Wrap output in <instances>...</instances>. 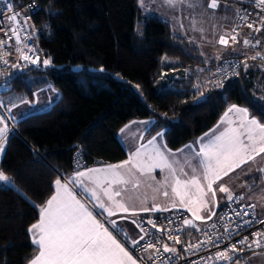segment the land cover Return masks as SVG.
Returning <instances> with one entry per match:
<instances>
[{
	"label": "trees",
	"instance_id": "1",
	"mask_svg": "<svg viewBox=\"0 0 264 264\" xmlns=\"http://www.w3.org/2000/svg\"><path fill=\"white\" fill-rule=\"evenodd\" d=\"M12 1L18 7L29 0ZM32 2L37 8L27 10V20L35 29L38 63L5 80L9 91L28 94L50 81L60 96L49 109L13 122L5 143L0 171L11 183L0 182V264H27L36 252L29 227L56 178L71 170L75 149L88 163L122 161L127 153L117 131L141 118L152 119L146 137L163 131L166 146L178 149L231 104L244 105L264 123L259 69L244 70L246 61H240L234 76L211 83L216 63H207L166 21L144 13L137 0Z\"/></svg>",
	"mask_w": 264,
	"mask_h": 264
},
{
	"label": "snow or ice",
	"instance_id": "2",
	"mask_svg": "<svg viewBox=\"0 0 264 264\" xmlns=\"http://www.w3.org/2000/svg\"><path fill=\"white\" fill-rule=\"evenodd\" d=\"M140 2L142 3V0ZM166 2L174 5L185 2V0H166ZM256 2L264 8V0H256ZM189 6L193 7L194 5L190 4ZM217 6V0H211L207 4L208 8H216ZM6 11L9 13L7 17L9 24L12 26L7 30L0 27V31H4V35L7 38L6 40H0V63H9L5 57L10 53L5 51V44L13 38L16 44L15 52L19 54L18 59L32 64L38 63V57L33 58V56L28 54L35 52L34 47H30L27 43L28 40L32 39L31 35L23 37L20 35L28 27L27 18H24L23 22H21V13L14 10L11 2L7 3ZM242 19L246 20L247 17H243ZM3 23V13L0 12V26ZM260 23L264 25V19H261ZM247 27L256 32L261 31L260 27L254 28V23H247ZM9 32H11V36H9ZM231 40L235 43L236 36H232ZM219 43L227 45L228 40L222 35ZM256 43L258 44L260 41L257 40ZM243 44L249 46L252 45V42L249 39H245ZM252 58L255 59L256 57ZM43 63L44 65H48L50 60L45 59ZM11 67L17 68L19 65L11 64ZM0 75H3V73H0ZM10 103L11 107L6 109L9 113H11L12 108L19 106L15 101H10ZM20 103L28 102L21 100ZM233 112L244 117L237 126H232V122L226 119L229 113ZM221 122L228 123L229 126L225 127L223 131H219L218 128L207 141L202 137L197 142L200 144L199 150H193V153L185 158V165L192 170L191 179L182 180L177 176V168L175 165H178L179 162L175 159L170 160L161 151L160 147L156 145L157 137H153L152 140L148 141L147 146L141 145L140 148H137L136 152L130 155L128 161L119 165H109L106 168L89 169L87 173L79 171L75 174V178L71 183L76 185L77 179H79L80 183L84 184V178H86L89 184L93 186L90 192L91 196L95 200L100 201L99 204L93 206L104 209L109 217L116 215V211L131 212L135 216L138 210L148 212L157 210L167 211L168 209H161L156 204H153L151 208L141 207L137 209L134 206L129 207L122 198V191L126 189L116 190L113 188V185L126 186L131 183L132 187L136 188L140 182L135 178L132 169H136L141 175L150 173L153 168H159L161 171L167 169L174 181L172 192L179 198L180 205L187 207L193 213L195 219L210 220L213 215H216L215 208L219 206L216 202V191L213 188V184L222 180V177L228 176L235 169L240 168L241 165H245L249 161L254 160L255 156L264 153V124L259 123L254 118H248L247 109L238 108L233 105L224 114V119ZM0 124L4 125L0 127V141L6 143L11 130L4 122L3 116H0ZM121 131L124 130L122 129ZM157 136H162V133H158ZM205 136H208V134L206 133ZM185 147L192 148L191 145H186ZM3 149L4 143H0V152ZM179 151L183 152V149ZM193 160L196 163H193ZM126 165H131V167L126 169ZM121 169L126 170L122 172ZM179 170L184 175H187V173H184L183 165L180 166ZM261 171H264V169H261ZM167 180L168 177H165V181ZM0 182L4 184L11 183L10 178L3 171H0ZM54 184L56 186V193L41 207L38 222L32 224L29 228V232L33 233V243L38 245L39 248L38 255L30 261V264H137L136 260L132 258L116 236L108 228L104 227L85 203L78 199L79 194H74L69 189L67 182L62 183L61 179L58 178L54 181ZM218 190L221 193L227 194L229 202L232 200L239 201L244 198L243 196H234L230 189L223 183L218 185ZM84 191L88 192V187H85ZM98 191L107 198V204L101 201ZM209 194H211L213 207L208 209L209 214L206 217L201 216V209L207 208L208 206ZM164 195L167 196V192ZM118 197L120 199H117ZM175 206V203H173V207ZM246 208L254 209L255 205L241 206L236 211V215H254V212L250 213ZM121 219H126V217H122ZM253 222L251 220L243 221L240 227H246ZM259 222L264 224V220H260ZM116 223L115 220L112 221L113 227H116ZM132 223L141 228L144 235H141L139 240H144L145 236H148L149 233L137 220H132ZM148 223L157 232L162 231L161 228H157L154 221L149 220ZM183 223L186 226L195 227L193 220L184 219ZM228 233L229 229L225 228V234ZM124 234L127 236V233ZM252 235L254 239L251 241H249L248 236H244L243 239L231 244L232 251L237 250V245H248L251 249L253 246L258 248L264 244V232H255ZM154 239L155 243L150 239L149 243L143 248L144 251L155 249V252L148 257L149 260H152L153 256L159 254V247L157 245L160 244V238L155 237ZM168 239L173 240L175 243L181 242L179 236H173L170 233H168ZM210 242L205 241L204 243ZM132 243L135 245L139 241L132 240ZM199 246L191 245L190 247L198 248ZM163 250L164 252L172 253L176 251L174 247H169L168 244H163ZM215 257L217 259H231L227 254V250L217 251ZM153 264H155L154 260Z\"/></svg>",
	"mask_w": 264,
	"mask_h": 264
},
{
	"label": "crops",
	"instance_id": "3",
	"mask_svg": "<svg viewBox=\"0 0 264 264\" xmlns=\"http://www.w3.org/2000/svg\"><path fill=\"white\" fill-rule=\"evenodd\" d=\"M243 1H249V0H217L218 6L215 9L213 8L211 9L207 7V4L211 2V0H185V2L176 3L174 5H170L169 3L166 2V0H142V3L140 2V0H137L138 5L140 6V8L143 10L144 13L153 14L158 18L166 21L174 33L185 37L187 41H189L190 43L192 44L194 43L196 48L198 45H206L208 48L218 49L221 52L220 59L224 55L228 54L240 58L241 62L246 61L242 63L244 70H246L247 68L259 69L260 70L259 72L263 75V77L261 78V82L259 81L257 82V87H259L260 90L263 91L264 93V58H262L264 57V50L260 52L259 55H257L258 53H256L254 49H250L243 44V39L241 36L238 38V40L235 43L230 41V31H231L230 27L236 15L237 9L239 7V3H242ZM190 4L194 6L190 7L189 6ZM206 11L207 12L215 11L218 17L217 19H215V29L213 30L211 35L207 33V30L204 29V25L207 23H205L202 19L200 20L198 16V15H202ZM189 21L195 22L194 25L193 26L190 25ZM209 27L211 28L212 25H209ZM222 35H224L225 38L228 40L227 45L219 43L220 37ZM207 37L211 39H207ZM252 57H256V58L253 59ZM220 59L216 60V58H212L209 60V62L213 61L214 63H216V61ZM27 66H25L24 69ZM13 71L16 70H12L10 68H4L0 71V73H3V75L4 74L8 75ZM3 75H0V77H3ZM32 90L36 92L35 94L38 93L37 98H34L35 96L33 95ZM46 90H49V92H46ZM59 96H60L59 90L56 89L51 84L50 81H45L42 85L31 88L30 94L26 92H16V91L8 90L2 96L3 101L0 100L1 103H4L3 105L0 104V116H3L1 107L5 106L9 100H13L19 105L18 107L12 108V111L10 113L11 117L6 116L4 119L5 123L9 126L10 122L13 123L16 120L22 118L24 115H26L25 104L27 105L30 104V106L28 107L29 109L31 108V106L38 108L44 104V107H47L46 108L47 110L59 98ZM38 98H41L40 101H38ZM21 100H25V101L29 100V101H27L28 103H20ZM233 105L237 106L238 108L247 109L244 105H239V104L229 105L212 127H210L207 131L203 132L196 138L191 139L190 141L184 143L178 149H174V150L169 149L166 146L164 142L163 131H159L153 134L152 136L146 137V132L150 127V125L152 124L151 118L130 120L127 123H125L123 126H121L117 131V138L127 153V156L124 160L115 163H109V162L94 163L77 171L70 170L65 175L59 176L58 178L61 179L62 183L67 182L69 189L72 190L74 194H79L78 199H80L83 203H85L89 208V210L93 212V215L104 225V227L108 228L109 231H111L113 235L116 236L118 241H120L125 246L126 250L132 256V258L136 260L137 264H143L139 259H137L132 254L130 250V246L134 245L132 243V240L140 241L139 237L142 235L140 227H137L135 224H133L132 220H137L139 222L140 216L142 215V213H144V211L138 210L135 216H133L131 212L125 213L122 211H116V215L109 217L107 213L104 211V209L98 206L97 207L93 206L99 204L100 201L95 200L91 196L90 192L93 186L89 184L86 178H84V184H81L79 179H77L76 185H73L71 181L75 178V174L79 171H84L87 173L89 169L106 168L109 165H119L125 161H128L130 155L135 153L137 148H140L141 145L147 146L148 141L152 140L153 137H157L156 145L160 147L161 151H163L165 155L169 157L170 160L175 159L176 161L179 162L178 165H175V167L177 168V173H176L177 176L182 180L191 179L192 170L187 165H185L184 163L185 158L188 157L191 153H193V150H199L200 144L197 142L202 137L205 139V141H207V139L211 138L214 132H216L218 128L219 131H223L225 127L229 126L228 123H222L221 121L222 119H224V114L227 112L229 107ZM39 111L41 112L42 110ZM247 112H248V118H254L259 123L264 124L263 122H260L256 117L250 115L248 110ZM5 115L6 114H4V116ZM13 117H15V119H13ZM226 119L227 121L232 122V126H237L240 123V121L244 119V117H242L238 113L233 112V113H229ZM3 126H4L3 124H0V127ZM122 129L124 131H121ZM158 133H162V136H157ZM206 133L208 134V136H205ZM0 143H4L5 146L4 141H0ZM186 145H191L192 148L191 149L187 148L185 147ZM181 149H183V152L179 151ZM2 153L3 151L0 152V158L2 156ZM193 163H196V161L193 160ZM181 165L184 166V173H187V175H184L183 173L180 172L179 169ZM130 167L131 165H126V169ZM126 169H121V171L123 172ZM261 169H264V153L255 156L254 160L249 161L245 165H241L240 168L235 169L233 172H230L228 176L222 177V180L217 181L215 184H213V188L216 191V202L219 205L218 207L215 208V212L227 199V194L221 193L218 190V185L220 183H223L226 187L230 189L233 195L243 196L244 198L242 199V201L254 203L258 215L260 217H264V209L259 204V202L255 201L252 198L246 199L245 196L243 195V193L245 192H243L242 194L234 192L232 190L233 184L230 183V180H232L233 178L236 177L238 178L244 172H248L254 178V182H253L254 188H251L250 192H246V193L252 194L253 190L258 185L257 179L260 178V176L262 175L261 173L264 174V171H261ZM132 173L134 174L135 178L140 182L136 188H133L131 183H129L126 186L113 185V188L116 190L126 189L125 191H122V198L128 204L129 207L134 206L137 209L141 207L151 208L153 204H156L159 205L161 209L167 208L168 210H171L174 208H184L189 213L187 219L193 220V224L195 225V228H201L204 226L207 219L205 220L195 219L193 213L190 212L187 207L180 205L179 198L176 197L175 194L172 192V185L174 184V181L172 180L171 175L167 169L161 171L159 168H153L150 173H145L144 175H141L139 171H137L136 169H132ZM250 175H247L246 178L251 177ZM165 177H168L167 181H165ZM58 178H56V180ZM262 181H264V178H262ZM53 187H54V191L52 195L56 193V186L54 183H53ZM85 187H88L89 189L88 192L84 191ZM165 192H167L168 194L167 196L164 195ZM52 195H50L48 199H50ZM98 195H100L101 201L107 204V198L104 197L103 194L100 193L99 191H98ZM117 199H120V197H118ZM208 201H209L208 204L210 206L201 209L200 211L201 216L206 217L209 214L208 209L213 207V204L211 202V194L208 195ZM45 203L41 207H43ZM173 203H175L176 205L175 207H173ZM40 209H39V216H40ZM157 211H163V210H157ZM122 217H126V219H121ZM38 220L35 223H37ZM113 220L117 222L116 227H113L112 225ZM124 233H127V236H125ZM29 235L31 241L33 242V233L29 232ZM36 247H37L36 252L33 254V256L31 257V259L28 261L27 264H30V261L38 255L39 253L38 245H36ZM248 249L249 251L244 252V250H248ZM251 249L249 247H245L243 250L240 251L239 255L235 259L228 262L227 264H264V249H253V250ZM148 255H149V251L142 253L141 256L143 258H147Z\"/></svg>",
	"mask_w": 264,
	"mask_h": 264
},
{
	"label": "built area",
	"instance_id": "4",
	"mask_svg": "<svg viewBox=\"0 0 264 264\" xmlns=\"http://www.w3.org/2000/svg\"><path fill=\"white\" fill-rule=\"evenodd\" d=\"M12 0H0V12L3 13L4 23L2 28L7 30L12 25L9 24L7 19L9 13H7V3ZM14 6V4H13ZM37 8L35 2L32 0L26 1L21 4V6H14V10L21 13V22L24 18H27V10L34 11ZM247 17L246 20L242 19ZM264 19V8L257 4L256 0L243 1L239 5L236 15L233 19L230 31V41L232 36H236V41L241 36L243 41L249 39L252 45L246 46L250 49H254L256 53H260L264 50V25H261L260 21ZM28 23V20H27ZM247 23H254L255 27H260L261 31L256 32L253 29L247 27ZM235 29V31H233ZM9 32V36H11ZM21 37L26 35H31L32 39L28 40L27 43L30 47H34V53H28L33 58H36V46L34 44V32L28 23V27L25 31L20 33ZM4 31H0V40H6ZM259 40L260 43H256ZM16 44L14 38L8 40L5 44V51L10 53L5 58L9 61L8 64L0 63V71L4 68H10L12 70H19L27 66L29 62L20 61L18 59L19 54L15 52ZM241 59L235 56H227L220 59L213 68V79L217 82L223 83L229 78L234 76L238 72ZM11 64H18L19 67L12 68ZM9 100L7 104L1 107L3 114H6V109L11 107ZM10 130L15 129L12 122L9 123ZM100 162L99 159L93 161V163H88L81 151V149H75L73 153V158L71 162V170L77 171L85 168L91 164ZM238 196V195H234ZM254 205L252 202H244L242 200H232L228 199L224 204L216 211V215H213L210 220H207L203 227L195 228L184 225V219L188 218V211L184 208H174L167 211H148L142 213L139 219L141 226L149 233L145 236L144 240H140L139 243L130 246L132 254L139 259L143 264H223L228 263L235 259L248 245H237V250L232 251L230 245L236 243L237 241L243 239L244 236H248L249 241L254 239L253 233L264 232V224L260 223V220H264V217H260L257 213L256 206L254 209L246 208L250 213L254 212V215L249 216H237L236 211H238L241 206ZM152 220L156 223L157 228H161L162 231L157 232L155 228L148 223ZM251 220L253 223L247 225L246 227H240L243 221ZM171 221V223H169ZM225 228L229 229V233L225 234ZM200 229V230H197ZM141 230V228H140ZM142 232V231H141ZM168 233L173 236H179L181 238L180 243H175L173 240L168 239ZM142 235L144 233L142 232ZM230 236V238H229ZM155 237L160 238L159 254L152 257L149 260L148 257L155 252V249H148L149 255L147 258H143L141 255L144 252L143 248L152 239L155 243ZM205 241H211L210 243H204ZM163 244H168L169 247H174L176 249L175 253L164 252ZM191 245H200L198 248L190 247ZM264 245V244H262ZM261 245V246H262ZM255 247V246H253ZM231 257V259H217L215 254L217 251H225ZM211 258V259H210Z\"/></svg>",
	"mask_w": 264,
	"mask_h": 264
},
{
	"label": "rangeland",
	"instance_id": "5",
	"mask_svg": "<svg viewBox=\"0 0 264 264\" xmlns=\"http://www.w3.org/2000/svg\"><path fill=\"white\" fill-rule=\"evenodd\" d=\"M212 9V8H211ZM215 9V8H213ZM200 20L202 19L205 23L204 25V29L207 30V33H209L210 35L212 34L213 30L215 29V19H217V14L215 11H209V12H204L202 15H198ZM29 23V22H28ZM195 22H192V21H189V24L190 25H194ZM212 25V27L210 28L209 25ZM30 25V24H29ZM207 39H211V38H208ZM189 42V41H188ZM190 43V42H189ZM192 44V43H190ZM192 45L195 46V44L193 43ZM198 50L200 51V54L202 56V58L207 62V63H210L209 60L212 59V58H216L217 59H220V56H221V52L218 50V49H215V48H208L206 45H198L197 46ZM219 57V58H218ZM219 61V60H218ZM216 61V63L218 62ZM68 68H71V69H81V65L79 64H71L68 66ZM91 70V69H90ZM213 72V71H212ZM81 78L85 77L84 74H81L80 75ZM95 76H92V78H94ZM7 78V75L4 74L3 77H0V100L3 101V94L8 91V89L11 87H9V83L7 82V80H5ZM209 81L211 83H214L215 80L213 79V75L211 76V78L209 79ZM209 81H207V83H209ZM102 82H103V79H102ZM104 84H107L106 82H104ZM40 91V90H39ZM46 92H49V90H46ZM32 93L33 95L35 96L34 98H37V94H35L36 92L32 90ZM43 95V94H42ZM41 98H38V101H40ZM29 101V100H27ZM262 101H264V97L262 99ZM0 104H4V103H1ZM25 112H26V115L27 114H31V113H35L39 110H46L47 107H44V104L41 105V107H34V106H31V108L29 109L28 107L30 106L25 104ZM35 108V109H34ZM40 112V111H39ZM4 119L5 117H11L10 113L6 111V115L4 116V114H2ZM25 116V115H24ZM5 122V120H4ZM262 175L260 176L258 180V185L257 187L253 190L252 194H248L246 192H250L251 188H254L253 187V182H254V178L250 175V173L248 172H244L241 176H239L238 178H233L232 180H230V183L233 184V187H232V190L234 192H237L239 194H242L243 192V195L245 196L246 199H249V198H252L254 199L255 201L259 202V204L263 207L264 209V181H262V178H264V174L261 173ZM247 175H250L251 177L249 178H246ZM3 183V182H1ZM4 184V183H3ZM15 187V186H14ZM208 206H210L208 204Z\"/></svg>",
	"mask_w": 264,
	"mask_h": 264
}]
</instances>
